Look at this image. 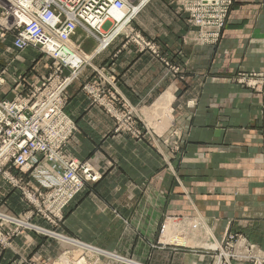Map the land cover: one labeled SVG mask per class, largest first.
Masks as SVG:
<instances>
[{"label":"crops","instance_id":"obj_1","mask_svg":"<svg viewBox=\"0 0 264 264\" xmlns=\"http://www.w3.org/2000/svg\"><path fill=\"white\" fill-rule=\"evenodd\" d=\"M134 16L159 55L123 34L104 43L79 28L70 41L88 62L67 89L77 129L64 151L101 179L86 184L56 226L34 219L49 233L24 231L0 246V264L57 263L81 248L77 241L91 250L88 264H212L210 247L226 234L264 250V84L248 78L264 73V0H235L217 44L199 41L177 0H150ZM51 65L40 50L18 49L13 34H1L0 97L28 89ZM100 68L154 131L145 113L170 110L162 139L118 131L92 103L83 86ZM28 208L0 177V210Z\"/></svg>","mask_w":264,"mask_h":264},{"label":"built area","instance_id":"obj_2","mask_svg":"<svg viewBox=\"0 0 264 264\" xmlns=\"http://www.w3.org/2000/svg\"><path fill=\"white\" fill-rule=\"evenodd\" d=\"M143 1L0 0V35L11 33L18 49L34 47L53 61L51 73L32 84L28 93L15 92L11 100L0 101V174L20 189L25 202L33 207L26 217L0 211L1 246H7L11 237L25 229L49 233L32 219L38 216L59 222L65 207L84 186L101 179L102 174L91 164L68 157L64 152V146L77 129L65 112L67 89L77 77L78 69L74 63L77 52L69 47V42L79 27L103 36L101 29L115 27L126 18L123 15L116 20L111 13L114 7L121 9L125 3L130 12ZM177 1L199 41L217 44L235 0ZM126 37L141 50L156 52L152 41L140 32L134 31L131 37L130 34ZM79 58L88 62L85 56ZM65 70H70L71 75H65ZM95 70V79L84 84V91L93 104L116 118L118 131L139 137L142 132L136 126L122 122L124 118L135 122L138 117L135 108L119 93L114 78L107 76L104 69ZM248 78L256 80L253 86L264 84V73L250 74ZM12 167L30 179H26L27 175L13 174ZM211 250L215 264L236 261L264 264V250L237 234H226Z\"/></svg>","mask_w":264,"mask_h":264},{"label":"rangeland","instance_id":"obj_3","mask_svg":"<svg viewBox=\"0 0 264 264\" xmlns=\"http://www.w3.org/2000/svg\"><path fill=\"white\" fill-rule=\"evenodd\" d=\"M150 0H144L141 4H140V8L141 7H143L145 4H147L148 2H149ZM235 2V1H234ZM140 8H136L137 10H136V12H135V14L140 10ZM129 11V9H128V7L126 8H124V9H120V10H118V13H117V15H116V20H119L118 18L120 17H123V15H125V13L126 14H131V11L130 12H128ZM230 14V13H229ZM134 17L135 16H133L131 19H130V21L124 26V27H122V29L118 32V33H116L114 36H117L118 34H123L125 37H126V35H129L130 34V37H131V35L133 34V32L134 31H136V32H139V30L138 29H136L135 28V26H134V24H133V19H134ZM229 17V16H228ZM114 27H112V26H108V27H105V28H103L104 29V31H107V32H102V33H104L103 34V36H101V35H94V34H91L89 31H87L84 27H83V29L87 32V33H89L90 35H93V36H96V37H98V38H101L102 39V42L103 41H105L106 40V38L109 36L108 34H110V32H112V29H113ZM103 29H101V30H103ZM195 29V28H194ZM115 31V30H114ZM108 33V34H107ZM141 33V32H140ZM76 34V33H75ZM74 34V35H75ZM73 35V36H74ZM105 35V36H104ZM141 35H143L142 33H141ZM144 36V35H143ZM144 37H146V36H144ZM127 38V37H126ZM147 38V37H146ZM147 39H149V38H147ZM127 40H129V41H132V40H130L129 38H127ZM149 40H151V39H149ZM152 41V43L155 45V49H156V52H153L154 54H157V55H159V50H158V48H157V46H156V43H155V41H153V40H151ZM133 42V41H132ZM133 43H135V42H133ZM136 44V43H135ZM137 45V44H136ZM206 45H208V44H206ZM138 46V45H137ZM69 47L71 48V49H73V50H75V52H77V57H84V55L83 54H81L80 53V51L79 50H77L75 47H72L71 46V44H70V42H69ZM146 50H149V49H146ZM76 57V58H77ZM48 62V60H44V61H41V64H40V66H45V64ZM81 64H79V65H76V67H78V69L76 70V74H77V77L76 78H78V76L80 75V73H81V70L83 69V67L85 66V63H84V60H83V58H81ZM52 63H53V61H52ZM35 64V63H34ZM33 64V65H34ZM32 63H31V65H30V69H32ZM38 68V67H37ZM47 71H48V69H47ZM46 71V72H47ZM40 72H42V71H40ZM51 73V71L49 72V74ZM103 75H104V72H101ZM45 74H47V73H45ZM41 75V74H39V77H38V81H35V82H32L31 84H30V86L32 85V84H36V83H38L39 81H41L42 79H43V77H46V76H48L49 74H47V75ZM65 75H67V76H70L71 75V71L70 70H65ZM97 75V74H96ZM75 78V79H76ZM74 79V80H75ZM73 80V81H74ZM72 81V82H73ZM2 81L0 80V83H1ZM17 84H18V82H17ZM30 86H29V88L28 89H26V90H24L23 92H21V91H16V92H21V93H28V91H29V89H30ZM14 95H15V93H14ZM68 97V96H67ZM13 98V97H12ZM12 98H1L0 97V101H4V100H11ZM66 104H67V101H66ZM133 106V105H132ZM134 107V106H133ZM163 107H164V105L163 106H154L153 108H152V110L150 111V114H148V113H145L146 114V116L147 117H149V116H153L152 117V119H150L149 121H151V124H152V126H155V129H156V131H154L153 130V128L151 127V125L149 124V122H147L146 121V119L143 117V116H141V113L139 114V111H137L136 109V113H137V115H138V117H135V122H133V121H131V120H129V119H127V118H124L123 119V121L122 122H124L125 124H129V123H131L132 125H134V126H136L141 132H142V134L138 137V138H141L142 136H145L146 134H148V133H155V134H157L158 135V137L160 138V139H162L164 136H162L161 134H162V132L165 130V129H167L168 128V126H169V124H170V116H171V114H170V110H165V111H162V109H163ZM135 108V107H134ZM104 109V108H103ZM105 110V109H104ZM106 111V110H105ZM65 112H66V106H65ZM107 112V111H106ZM108 113V112H107ZM66 114H67V112H66ZM109 114V113H108ZM68 115V114H67ZM110 115V114H109ZM69 116V115H68ZM111 116V115H110ZM70 117V116H69ZM113 117V116H112ZM114 118V120H115V122H116V127H117V120H116V118L115 117H113ZM71 120H73L72 118H70ZM73 122H74V120H73ZM75 123V122H74ZM75 126H76V124H75ZM127 132V131H126ZM128 133H130V132H128ZM161 133V134H160ZM74 134V133H73ZM73 134H72V136H73ZM131 134V133H130ZM132 135V134H131ZM71 136V137H72ZM132 136H134V135H132ZM71 137L69 138V140L67 141V143L70 141V139H71ZM134 137H137V136H134ZM66 143V144H67ZM66 146V145H65ZM65 146H64V148H65ZM65 152V151H64ZM66 154V153H65ZM66 156H68V157H71V156H69V155H67L66 154ZM71 158H74V157H71ZM77 159V158H76ZM79 160V159H78ZM80 161H82V160H80ZM82 162H87V161H82ZM89 163V162H88ZM89 164H91V163H89ZM93 166V165H92ZM94 167V166H93ZM95 168V167H94ZM4 169V168H3ZM12 169H16V170H19L18 168H16V167H12ZM11 169V170H12ZM95 170H97L96 168H95ZM20 171V170H19ZM21 172V171H20ZM12 173L13 174H15V175H19V174H16L14 171H12ZM23 175H27V174H25V173H22ZM21 175V174H20ZM0 177H1V174H0ZM87 184H89V183H87ZM12 186V185H11ZM86 186V185H85ZM84 186V187H85ZM12 187H14V186H12ZM14 188H16V187H14ZM18 189V188H17ZM84 189V188H83ZM82 189V190H83ZM20 190V189H19ZM81 190V191H82ZM21 191V190H20ZM80 191V192H81ZM22 192V191H21ZM23 194V193H22ZM27 203V202H26ZM69 204V203H68ZM29 205V204H28ZM67 207V206H66ZM65 207V208H66ZM33 209V207L32 206H30L29 205V208H28V211H26V212H24V213H20V214H15V215H13V214H10V213H6V212H4V211H2V210H0V211H2V212H4V213H6V214H9V215H11V216H16V215H21V216H24V217H26V216H28L29 215V212L31 211ZM47 215H49L48 213L46 214V216ZM62 217L64 218V212H63V214H62ZM38 218V216H35L33 219H32V222L34 223V224H36V225H38V226H41V225H39V224H37L35 221H34V219H37ZM39 218H42L43 220H45L47 223H49V224H52V225H55L56 226V224H57V222L56 223H53V222H51V221H49L48 219H47V217H39ZM63 218H62V220H63ZM56 219H58V218H56ZM42 228H45L46 230H48V231H50L51 229H49V228H47V227H44V226H41ZM24 231H28V229H25V230H23L22 232H24ZM52 231V230H51ZM21 232V233H22ZM21 233H19V234H21ZM44 232H42V234H43ZM19 234H17V235H19ZM17 235H15V236H17ZM56 236H58V237H60V238H65L66 240H71V238H67V237H65V236H62V235H58V234H55ZM15 236H13V237H15ZM8 237H10V235L8 236ZM12 238V237H11ZM10 238V240H9V243L7 244V246H1V247H3V248H6V247H8L9 245H10V243H11V239ZM75 241V240H74ZM76 242V241H75ZM77 243L79 244V246L81 247V248H77L76 249V251H74V253L72 254V256H71V258L69 257V253H67L66 254V256H64L63 257V259L60 261V262H57V263H53V264H88V262H87V260H88V258L89 257H87V255H89L90 256V254H92V253H90L89 252V250H90V248H86L85 246H82L81 244H80V242L79 241H77ZM214 247V246H213ZM213 247H210V248H213ZM91 251V250H90ZM72 257L74 258V260H72ZM72 261V262H71ZM212 264H215V260L212 262ZM251 264V263H250Z\"/></svg>","mask_w":264,"mask_h":264},{"label":"bare ground","instance_id":"obj_4","mask_svg":"<svg viewBox=\"0 0 264 264\" xmlns=\"http://www.w3.org/2000/svg\"><path fill=\"white\" fill-rule=\"evenodd\" d=\"M126 6H125V3H124V5H123V7H121L122 9H124ZM136 8H140V5L139 6H137ZM135 8V10H132L131 11V14H126L125 13V15H126V18H125V20L123 21V22H121L120 24H118V25H116L113 29H112V32H110V34H108L109 36L106 38V40L104 41V43H106L107 41H109V38L112 36V35H115L116 33H118L121 29H122V27H124L129 21H130V19L135 15V12H136V9ZM113 12H111L112 13V15H113V17H116V15H117V13H118V10H120V9H118V8H116V7H114L113 9ZM118 19H120V17L118 18ZM79 28H83V27H79ZM78 28V29H79ZM78 29H77V31H78ZM115 30V31H114ZM102 32H107V31H104V29L102 30ZM102 34H104V33H102ZM105 36V35H104ZM112 38V37H111ZM104 45V44H103ZM80 60V61H79ZM79 61V62H78ZM74 63H77V65H79V64H81L82 62H81V58H79V57H77L76 59H74ZM77 75V74H76ZM75 79V78H74Z\"/></svg>","mask_w":264,"mask_h":264}]
</instances>
